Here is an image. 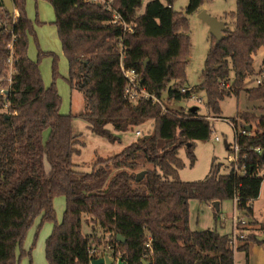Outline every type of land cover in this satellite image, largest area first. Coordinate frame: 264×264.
I'll return each instance as SVG.
<instances>
[{"label":"trees","instance_id":"trees-1","mask_svg":"<svg viewBox=\"0 0 264 264\" xmlns=\"http://www.w3.org/2000/svg\"><path fill=\"white\" fill-rule=\"evenodd\" d=\"M11 1L18 11L15 17L0 0V76H7L10 56L12 63L11 82H1L6 93L0 94V264H19L25 254L22 242L36 218V234L43 223L52 224L44 241L48 264H89L88 247L105 243L125 264H143L141 255L149 251L145 264H234L235 251L247 258L253 245H264V239L250 234L233 249L227 234L189 227L190 200L212 204L236 196L237 209L252 216L251 204L264 179V75L259 83L243 87L244 80L255 75L252 55L264 46V0H236L235 12L228 14L233 18L232 29H226L219 41L210 35L200 81L191 88L204 92L205 107L212 114L220 112L224 97L241 91L248 101L263 103L255 112L240 115L242 127H250L249 134H239L233 123L240 155H247L245 174L237 175L231 165L220 173L221 164L213 159L206 177L192 182L179 179L183 162L178 151L184 149L192 166L194 141L211 134L208 119L189 110L162 109L150 99L128 101L123 95L119 50L122 47L124 66L137 71L149 94L187 97L178 92L186 82L190 47L186 16L204 0H188L183 13L173 10V0H149L140 14L136 11L142 0H111L119 16L116 23L102 5L46 0L68 64L66 82L84 103L83 111L75 115L59 113L56 66L53 82L44 86L38 68L42 53L36 61L27 57L32 23L24 11L25 0ZM123 24L131 30L124 31ZM220 83L227 84L228 90ZM75 119L83 120L92 134L109 143L119 142V133L133 131L146 121L151 120L152 127L116 154L95 155L84 172L73 162L84 146L74 129ZM257 147L263 154L254 152ZM140 172L144 175L136 181ZM56 197L64 198L59 222L53 208ZM90 222V233L83 234L82 226ZM259 226L264 232V223ZM16 248H20L17 258Z\"/></svg>","mask_w":264,"mask_h":264},{"label":"rangeland","instance_id":"rangeland-1","mask_svg":"<svg viewBox=\"0 0 264 264\" xmlns=\"http://www.w3.org/2000/svg\"><path fill=\"white\" fill-rule=\"evenodd\" d=\"M148 0H142L141 7L137 9L136 14L143 11L144 5ZM188 0H173L172 8L175 12H184ZM204 10L207 14L216 19L224 22L227 29H232L233 18L229 17L228 14L234 13L236 10V0H204L199 9L186 16L188 22V35L190 47L185 64V78L186 82L184 87H194L198 85L200 79V72L203 68L205 56L209 48V31L208 26L198 18V13ZM24 11L27 18L31 21L33 27V34L29 35L28 46L31 47L30 55L32 60L36 61L38 53L42 55L39 59L38 68L40 69L41 78L45 86H49L53 82V67L56 66V78L54 80L55 88L60 97V113L67 114H78L83 111L84 103L81 94L76 90H70L66 82V74L68 73V64L64 57L60 41L57 36L54 21L53 9L49 2L46 0H31L24 5ZM30 14V17L28 16ZM46 20V23L41 24L40 18ZM50 20V21H47ZM52 21V22H51ZM51 22V23H50ZM55 65H54V57ZM264 56V46L260 47L255 54L252 55L253 69L255 72L254 76H248L244 80L243 89H247L255 85L256 80H260L264 75V68H261V61ZM29 57V56H28ZM262 69L261 77L257 76L258 71ZM229 86L232 79L231 73L229 74ZM220 88V87H219ZM223 89V88H220ZM224 90H228L227 87ZM196 96L201 97L202 102L196 103L189 100L187 97L180 99H168L167 95L162 96L164 106L173 112L186 113L190 107L194 106L197 108V114L204 116L208 119L211 127V134L206 140H195L194 141V156L195 161L192 166L189 164V160L185 155L184 149L178 151V157L183 162V167L178 171L179 179L184 182L200 181L203 180L208 174L210 164L213 159L215 163H220V173L227 172L228 167V151L224 147V142L229 144L234 140V128L230 123H235L238 130L242 128L243 121L240 115L245 112L256 111V107L262 106L263 103L260 101H248L244 91L239 94H230L224 97L219 102L220 112L218 114H212L206 107V97L203 91L193 92ZM73 126L76 132L81 134L84 146L81 148L79 155L73 156V162L78 164L77 170L87 172L90 169V164L93 161L95 155L102 156L103 158L109 157L113 154L118 153L124 146L129 144L136 137L134 131L139 130L142 133H147L151 130L152 121H146L138 127L134 128L133 131H127L125 133H119V142L109 143L104 138H100L92 134L86 123L81 119H75ZM254 132V129H252ZM218 137L219 141H215L214 138ZM262 174V173H261ZM263 175V174H262ZM190 206V226L191 229L195 230L198 228H214V224L217 230L222 231L224 234L230 236L231 234V219L232 214L235 213L230 200H225L222 203L220 209V219L223 223V228L219 226V219L217 223H214L212 219L211 211L207 208V204L202 202H196L193 200ZM199 203V204H198ZM53 208L55 211V219L57 222L61 220L64 211V198L56 197L53 201ZM214 212V210H212ZM198 217V225H194V218ZM253 214L255 217L254 223H251L254 219L250 216L246 217V229L244 233V239L237 241L235 247L245 240H247L250 234L259 236V239H264L262 235L264 232L259 229V225L264 223V179L260 184L258 197L253 202ZM235 215L242 218L244 215L243 211H236ZM89 218V216L87 217ZM219 218V217H218ZM39 220H34L31 227L27 230L25 238L21 245V250L25 252L20 257L19 264H48L44 254V241L50 234L52 224L45 222L36 234V228ZM92 222L82 226L83 234L90 233ZM251 229L257 232H250ZM99 230V229H98ZM49 232V234H48ZM98 233H101L99 231ZM36 234V237H35ZM47 234V235H46ZM106 235V234H104ZM262 236V237H261ZM258 238V237H257ZM259 246V245H258ZM264 247V246H263ZM264 249V248H263ZM20 254V248L15 249V257L17 258ZM246 262L244 252H234V264H244Z\"/></svg>","mask_w":264,"mask_h":264},{"label":"built area","instance_id":"built-area-1","mask_svg":"<svg viewBox=\"0 0 264 264\" xmlns=\"http://www.w3.org/2000/svg\"><path fill=\"white\" fill-rule=\"evenodd\" d=\"M86 2H91V3H95L98 5H102L104 7V9H106L107 11L112 12L113 14V23H116L117 21H119V16L113 11L112 9V1L111 0H83ZM13 5V4H12ZM13 13H14V17L16 15H18V11L16 10V6L13 5ZM123 28L124 31H129L131 30V26L129 25H125L123 24ZM14 39V36H12L11 40ZM7 49L12 50V41H10L7 44ZM120 51V60H119V70L121 72V75L123 76L124 80H125V86H124V90H123V95L124 97L132 102L135 103L138 99H150L152 101V103H156L158 104L162 109L166 108L163 104V100L162 97L161 98H156L154 95L149 94L147 92V90L141 85V81H140V77L137 73V71L135 69L132 68H126L124 66L123 63V49L121 47ZM11 56L7 59V65H8V69H7V76L6 77H2L0 76V94L4 95L6 93V87H3L1 85V82H6L7 84H10L11 82V78H10V74L12 73V66H11ZM259 79L256 80V83H259ZM220 86H225L227 87V84L224 83H220ZM192 87H181L178 89V92L181 95H186L187 94V98L193 102L196 103H200L202 102L201 97L196 96L195 91H192L191 89ZM229 124L232 125V127L234 128V124L230 123ZM237 131L239 134L241 135H247L249 134V132L246 130L245 127L240 128V130ZM144 133H142L139 130H135L134 131V136L135 137H139L141 135H143ZM235 135V133H234ZM215 141H219L218 137L214 138ZM226 150L228 151L229 155H228V165H231V169L234 173L241 174L244 175L245 174V163H247V155L246 154H242L240 155V150L238 147L237 142L235 141V139L233 140L232 143L227 144V148ZM254 152L257 155H261L262 154V150L257 147L254 149ZM254 162H258V156H256L254 158ZM259 175H261V173H259ZM235 203V213L236 211H239L236 207V201L237 198L236 196L234 197V199L232 200ZM235 213L232 214V227H231V234L229 236V240H230V244L231 246H235L238 240H243L244 239V233H245V229L247 226V221H246V217L247 216H243L242 218L238 217L235 215ZM147 248H149V244L145 245ZM88 256L91 260L93 259H97L100 257H108L109 260L112 261V264H117L118 261H121L123 264H125L120 257V254L118 252L114 253L112 246L109 243H105L104 245L98 246V247H88L87 250ZM149 254L150 251L147 253H143L141 255V261L145 262L148 258H149ZM91 262V261H90ZM89 262V264H90Z\"/></svg>","mask_w":264,"mask_h":264},{"label":"water","instance_id":"water-1","mask_svg":"<svg viewBox=\"0 0 264 264\" xmlns=\"http://www.w3.org/2000/svg\"><path fill=\"white\" fill-rule=\"evenodd\" d=\"M1 1H2L4 7L7 9V11L9 13H12V11H13L12 1L11 0H1ZM198 18L208 26L209 34L211 36H213L216 39V41H219L220 39H222L223 32L226 31V29H227L224 22L216 19L215 17L210 16L204 10H202L198 13ZM1 28H3V27H1ZM189 111L192 113L196 112L197 108L192 106L189 108ZM245 128L247 131L250 130L249 126H246ZM224 147H225V149L227 148V143H225V142H224ZM143 175H144V172L137 173L135 176V180L139 181L143 177ZM212 205L215 208V210L217 211L218 202L214 201L212 203ZM118 238L120 239V237H118ZM259 240H261V239H259ZM122 241H123V239H122ZM90 264H112V261L109 260L108 257L105 256V257H100V258L91 260ZM117 264H123V263L121 261H118ZM143 264H145V263L143 262Z\"/></svg>","mask_w":264,"mask_h":264},{"label":"crops","instance_id":"crops-1","mask_svg":"<svg viewBox=\"0 0 264 264\" xmlns=\"http://www.w3.org/2000/svg\"><path fill=\"white\" fill-rule=\"evenodd\" d=\"M31 0H25V6H26V3H28L29 4V2H30ZM149 1V0H148ZM16 6V5H15ZM140 13H142V12H140ZM139 13V14H140ZM26 14V13H25ZM29 17H30V14L28 15ZM27 17V16H26ZM55 19V18H54ZM40 20H41V24H44V23H46V20H44L42 17L40 18ZM47 21H50V20H47ZM52 22V21H51ZM50 22V23H51ZM53 24H54V21L52 22ZM28 42H29V36H28ZM30 44V43H29ZM28 44V45H29ZM60 46H61V44H60ZM30 49H31V47L30 46H27V57L31 60V61H33L32 60V56L30 55ZM61 51H62V49H61ZM67 61V60H66ZM40 70V69H39ZM67 75H68V73L66 74V77H65V79L67 78ZM45 86V85H44ZM59 113H60V111H59ZM81 113V112H80ZM60 114H62V115H65V114H63V113H60ZM133 141V140H132ZM131 141V142H132ZM196 202H199V201H197V200H195ZM194 201L193 200H190L189 201V227H190V229H191V226H190V219H191V214H190V206H191V204H196V203H193ZM253 202L254 201H252V216H251V218L252 219H254V221H255V217H254V214H253ZM222 203H223V201H221V202H218V209H217V213L218 214H220V209H221V206H222ZM199 204V203H198ZM231 204H232V206H233V210H234V208H235V203H234V201H232L231 200ZM207 208L211 211V214H212V219L214 220V223H217V220L219 219V222H221V219H220V215H218V219L217 220H215L214 219V217H213V214H214V212L212 211L213 209H214V207H213V205L212 204H207ZM35 220H39V218H36ZM198 217H197V213H196V216H195V218H194V225L195 226H197L198 225ZM219 226H220V228H223V223L221 222V223H219ZM205 228H198V229H195V230H204ZM206 229H212V230H216L218 233H220V234H224L222 231H219V230H217V228H216V226H215V224H214V228H206ZM191 230H193V229H191ZM254 229H251L250 230V232H254L255 234L257 233V232H255V231H253ZM48 234H49V232H48ZM47 235V234H46ZM263 237H264V235H262ZM261 236V237H262ZM259 238V236H256V238ZM264 245H253L252 247H251V249H250V252H249V255H248V257L247 258H245L246 259V262L244 263V264H264V247H263Z\"/></svg>","mask_w":264,"mask_h":264}]
</instances>
